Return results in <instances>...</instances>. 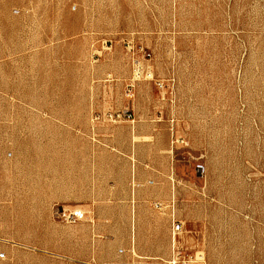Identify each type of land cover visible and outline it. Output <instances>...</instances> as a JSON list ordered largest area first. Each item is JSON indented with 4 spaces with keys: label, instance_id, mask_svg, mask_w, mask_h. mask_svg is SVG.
Here are the masks:
<instances>
[{
    "label": "rangeland",
    "instance_id": "1",
    "mask_svg": "<svg viewBox=\"0 0 264 264\" xmlns=\"http://www.w3.org/2000/svg\"><path fill=\"white\" fill-rule=\"evenodd\" d=\"M0 264H264V0H0Z\"/></svg>",
    "mask_w": 264,
    "mask_h": 264
},
{
    "label": "built area",
    "instance_id": "2",
    "mask_svg": "<svg viewBox=\"0 0 264 264\" xmlns=\"http://www.w3.org/2000/svg\"><path fill=\"white\" fill-rule=\"evenodd\" d=\"M160 86H162V85L160 84ZM128 117H131V115H128ZM75 215L78 216V214H75ZM182 227H183V225H182L181 222L174 221V223H173V232L174 233H179L182 230Z\"/></svg>",
    "mask_w": 264,
    "mask_h": 264
}]
</instances>
